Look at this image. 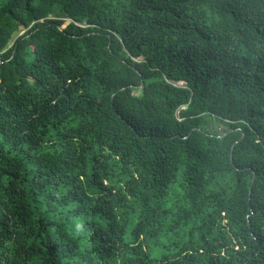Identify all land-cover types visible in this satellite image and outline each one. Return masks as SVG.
Instances as JSON below:
<instances>
[{"label": "trees", "instance_id": "1", "mask_svg": "<svg viewBox=\"0 0 264 264\" xmlns=\"http://www.w3.org/2000/svg\"><path fill=\"white\" fill-rule=\"evenodd\" d=\"M0 264H264V0H0Z\"/></svg>", "mask_w": 264, "mask_h": 264}, {"label": "rangeland", "instance_id": "2", "mask_svg": "<svg viewBox=\"0 0 264 264\" xmlns=\"http://www.w3.org/2000/svg\"><path fill=\"white\" fill-rule=\"evenodd\" d=\"M68 25H69V23H67L66 26H68ZM23 34H24V32H21V33H19V34L17 33V34L14 36L13 41L15 40L16 37H18V36H20V35L22 36ZM13 41L11 42V45L13 44ZM11 45H10V46H11ZM178 84H179V85H183V84H185V83L181 82V83H178Z\"/></svg>", "mask_w": 264, "mask_h": 264}, {"label": "water", "instance_id": "3", "mask_svg": "<svg viewBox=\"0 0 264 264\" xmlns=\"http://www.w3.org/2000/svg\"><path fill=\"white\" fill-rule=\"evenodd\" d=\"M223 138V137H222Z\"/></svg>", "mask_w": 264, "mask_h": 264}]
</instances>
